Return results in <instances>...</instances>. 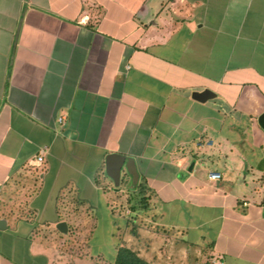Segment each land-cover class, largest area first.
I'll return each mask as SVG.
<instances>
[{"label":"crops","instance_id":"1","mask_svg":"<svg viewBox=\"0 0 264 264\" xmlns=\"http://www.w3.org/2000/svg\"><path fill=\"white\" fill-rule=\"evenodd\" d=\"M263 113L264 0H0V264H59L99 206L124 225L111 154L174 243L264 264Z\"/></svg>","mask_w":264,"mask_h":264},{"label":"rangeland","instance_id":"2","mask_svg":"<svg viewBox=\"0 0 264 264\" xmlns=\"http://www.w3.org/2000/svg\"><path fill=\"white\" fill-rule=\"evenodd\" d=\"M196 173L197 175L202 173L205 175L206 172L199 167ZM134 179L139 181L138 177H133ZM109 184L113 190H116L120 185H116L113 182ZM135 184L133 186L132 178L129 177L123 186L121 184V187H126L128 194L135 196V194H132ZM126 198H120L121 203L119 201L111 203L108 200V210L112 208L111 210L115 217L117 216L124 220V225L118 224L116 228L109 230L111 228L108 224L109 213L106 208L99 206L93 209V217L96 219L93 224L91 221H87L88 223L84 224L86 228H83V225L82 228L79 227L81 225L76 226L67 237H60L62 239L65 238V240L69 238L64 246V241H59L58 246L61 255L68 254L69 256H64L63 261L59 262V264H111V256L117 249V245L120 244L132 248L143 259L153 260L157 264H217L220 262H213L212 257L206 254V248H186L174 243L175 238H173V235L175 233H166V231L162 230L163 226L160 219L153 215L151 210L145 214L144 222L140 223L141 225L136 229L137 235H132L128 231L132 226L130 224L127 225L125 217L129 212ZM114 200L115 198L112 199V201ZM138 200L139 197L136 194L132 204L137 205ZM151 215L154 217L152 218ZM75 216L76 221H82L80 215ZM199 243L202 244L200 241ZM224 259L223 263L229 264L227 257Z\"/></svg>","mask_w":264,"mask_h":264},{"label":"trees","instance_id":"3","mask_svg":"<svg viewBox=\"0 0 264 264\" xmlns=\"http://www.w3.org/2000/svg\"><path fill=\"white\" fill-rule=\"evenodd\" d=\"M124 183L125 181L122 178L119 182L120 185L118 186L117 190H121V188H123L121 187V184L123 186ZM126 192H127L126 202L128 204L129 212L127 216L125 217L127 220V225L130 224L132 226L131 229H129L128 231L132 235H137L136 229L138 228L139 225H141L140 223L144 222V216H146L145 214L150 210V207H149L150 198H149V195H147L148 188L146 184L139 183L137 186H135L134 190L132 191V194H135V196L129 195L128 191ZM136 194L138 195L139 200H138V204L134 205L132 204V202L134 200V197H136ZM116 201H119V203H121L119 197L114 200V202ZM151 216L152 218L154 217L153 215ZM91 217L93 218V216ZM163 228L162 230L166 231V233L167 232L172 233L170 229H165V228L163 229ZM111 264H151V262L143 259L132 248H129L125 245L120 244V245H117V249L114 252V256H113Z\"/></svg>","mask_w":264,"mask_h":264},{"label":"water","instance_id":"4","mask_svg":"<svg viewBox=\"0 0 264 264\" xmlns=\"http://www.w3.org/2000/svg\"><path fill=\"white\" fill-rule=\"evenodd\" d=\"M207 95H211L210 92L204 91L199 94H194L192 97L197 101H204L208 99ZM257 123L259 127L264 131V113L261 114L258 119ZM124 158L119 155L111 154L106 158L105 161V167H106V175L115 183L116 185L120 182V173L123 165L125 164ZM5 225L4 220H0V229H2L1 226ZM60 231H65V225L63 223L60 224L58 227Z\"/></svg>","mask_w":264,"mask_h":264},{"label":"built area","instance_id":"5","mask_svg":"<svg viewBox=\"0 0 264 264\" xmlns=\"http://www.w3.org/2000/svg\"><path fill=\"white\" fill-rule=\"evenodd\" d=\"M61 119H59V122L61 123ZM47 149L45 147H42L39 152H38V156L36 157V159L33 161V164L35 166H40L42 161H43V156L46 154ZM221 177V174L218 172H209L208 173V179L211 181H217L219 180Z\"/></svg>","mask_w":264,"mask_h":264}]
</instances>
